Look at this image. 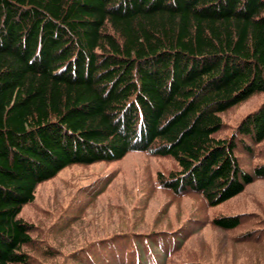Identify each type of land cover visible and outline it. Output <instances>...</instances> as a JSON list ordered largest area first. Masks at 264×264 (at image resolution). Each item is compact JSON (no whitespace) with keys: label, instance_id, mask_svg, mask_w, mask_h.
Here are the masks:
<instances>
[{"label":"trees","instance_id":"trees-1","mask_svg":"<svg viewBox=\"0 0 264 264\" xmlns=\"http://www.w3.org/2000/svg\"><path fill=\"white\" fill-rule=\"evenodd\" d=\"M259 92L264 0H0V264L30 262L23 207L73 164L170 156L163 186L210 205L237 196L264 178V101L217 133ZM243 155L263 158L248 169ZM133 247L120 264H151Z\"/></svg>","mask_w":264,"mask_h":264},{"label":"rangeland","instance_id":"rangeland-1","mask_svg":"<svg viewBox=\"0 0 264 264\" xmlns=\"http://www.w3.org/2000/svg\"><path fill=\"white\" fill-rule=\"evenodd\" d=\"M263 101L259 92L222 113L225 126L217 134H232ZM259 145L264 151V140ZM242 158L251 169L263 156ZM177 169L172 157L143 151L65 167L38 185L20 214L36 240L25 247L28 264H120L117 253L128 260L133 245L151 264H264V178L210 205L200 193L163 186L161 177ZM224 215H237L239 226H216L213 219Z\"/></svg>","mask_w":264,"mask_h":264},{"label":"bare ground","instance_id":"bare-ground-1","mask_svg":"<svg viewBox=\"0 0 264 264\" xmlns=\"http://www.w3.org/2000/svg\"><path fill=\"white\" fill-rule=\"evenodd\" d=\"M53 48V47H52Z\"/></svg>","mask_w":264,"mask_h":264}]
</instances>
